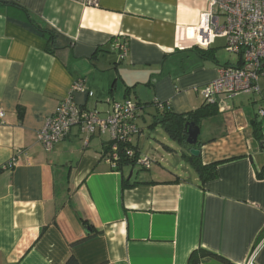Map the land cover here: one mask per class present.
<instances>
[{
  "label": "crops",
  "instance_id": "crops-1",
  "mask_svg": "<svg viewBox=\"0 0 264 264\" xmlns=\"http://www.w3.org/2000/svg\"><path fill=\"white\" fill-rule=\"evenodd\" d=\"M208 7V0H0V264L71 257L77 264H189L199 249L246 264L257 248L256 264H264V145L254 128L264 141V73L259 91L220 95L215 115L198 125L203 165L218 163L207 183L155 106L191 114L219 69L239 65L238 54L217 50L218 38L206 59L190 48ZM78 81L86 91L74 99L86 111L105 118L116 103L138 106L133 142L142 158L151 160L140 146L146 127L160 124L167 135L160 145L187 167L151 160L149 170H115L104 158L110 134L88 136L80 127L45 151L38 136Z\"/></svg>",
  "mask_w": 264,
  "mask_h": 264
},
{
  "label": "built area",
  "instance_id": "built-area-1",
  "mask_svg": "<svg viewBox=\"0 0 264 264\" xmlns=\"http://www.w3.org/2000/svg\"><path fill=\"white\" fill-rule=\"evenodd\" d=\"M208 3L199 26L193 29L190 48L207 50L217 38H224L226 50L241 58L237 66L221 67L218 78L202 89L204 103L214 105L219 102L220 95L235 97L259 91L257 84L264 73V0H208ZM119 49L124 58L126 47ZM85 91L84 83L76 82L55 114L47 119L38 136L44 150L51 152L74 127H80L88 136L110 134L112 144L104 158L113 169L116 170L121 158L125 157L134 167L149 170L151 160L142 158L133 142L140 133L138 106L131 101L116 103L103 118L98 112L86 111L76 103L74 96ZM260 115L264 117V110ZM4 117L0 110V119ZM13 166L10 164L6 169L11 170ZM257 256L258 248L246 264H256Z\"/></svg>",
  "mask_w": 264,
  "mask_h": 264
},
{
  "label": "trees",
  "instance_id": "trees-1",
  "mask_svg": "<svg viewBox=\"0 0 264 264\" xmlns=\"http://www.w3.org/2000/svg\"><path fill=\"white\" fill-rule=\"evenodd\" d=\"M48 32L52 34L50 30ZM205 51L207 50L200 49V51H197V53L203 59H206L212 56L210 55V53H208L210 52L209 50L207 53ZM155 106L161 112L160 124L165 129L166 133L170 136V138L173 141L179 142L188 151L191 150V146L187 144L188 135L186 131V125L188 123H195L196 126H198L204 119H207L215 115L216 113L215 105H209L205 103L203 104L201 108L197 109L195 112L188 114V115H175L173 113H170L167 111L168 110L167 106H165L164 104L156 103ZM254 128H255V135L257 136V140L261 143V145H264L263 136L260 132L258 125L255 124ZM107 151L105 153H107ZM186 156L191 166L193 167V169L198 173L202 183H207L217 178L218 163H215L212 165H203L200 157L189 156L188 154H186ZM125 165H129L131 167L135 166L133 163L132 164L129 163V161L125 159V157H122L121 160L119 161V166L116 170H121V168ZM263 176L264 175L262 173L259 175V178H262ZM84 224L88 227V224L86 223ZM205 259H212L219 264H231L225 258L219 255H216L212 252H209L207 250H204V249H199L193 252L190 257L189 264H201V262ZM66 264H77V262L73 257H71L66 262Z\"/></svg>",
  "mask_w": 264,
  "mask_h": 264
},
{
  "label": "rangeland",
  "instance_id": "rangeland-1",
  "mask_svg": "<svg viewBox=\"0 0 264 264\" xmlns=\"http://www.w3.org/2000/svg\"><path fill=\"white\" fill-rule=\"evenodd\" d=\"M216 42H217V50L222 52L223 57L225 56V58H235L234 54L232 55L225 50L224 45H226V40L224 38H218ZM144 134H145V138H142L140 145L142 149V153L144 157H148L151 160H154L155 162L157 161V163H155L154 166L156 167L160 166L157 165L158 163H160L161 166L163 167L174 166L180 168V170H182L183 167H187L184 165V162L182 161L180 156H174L172 154L169 155L166 152V150L163 148V146L160 145V143L162 144V142L165 143V141L163 140L164 138H160V137L167 136L166 133L162 130L160 124H154V126L152 125L149 128L146 127ZM166 139L169 145L173 144L170 138H166ZM174 161H177V163H174ZM189 172L192 171L189 169Z\"/></svg>",
  "mask_w": 264,
  "mask_h": 264
},
{
  "label": "water",
  "instance_id": "water-1",
  "mask_svg": "<svg viewBox=\"0 0 264 264\" xmlns=\"http://www.w3.org/2000/svg\"><path fill=\"white\" fill-rule=\"evenodd\" d=\"M186 131H187V144L192 147L190 150V155L194 157H199L201 152L197 150L199 136H200V128L196 126L195 123H188L186 125ZM90 232V230H88Z\"/></svg>",
  "mask_w": 264,
  "mask_h": 264
},
{
  "label": "bare ground",
  "instance_id": "bare-ground-1",
  "mask_svg": "<svg viewBox=\"0 0 264 264\" xmlns=\"http://www.w3.org/2000/svg\"><path fill=\"white\" fill-rule=\"evenodd\" d=\"M189 37H192V38H193V31H191V32H190V35H189ZM180 38H181V39H183V40L185 39V37H184V36H181Z\"/></svg>",
  "mask_w": 264,
  "mask_h": 264
}]
</instances>
